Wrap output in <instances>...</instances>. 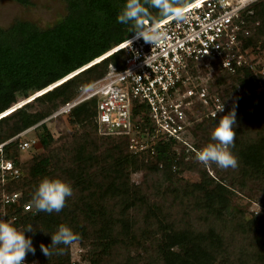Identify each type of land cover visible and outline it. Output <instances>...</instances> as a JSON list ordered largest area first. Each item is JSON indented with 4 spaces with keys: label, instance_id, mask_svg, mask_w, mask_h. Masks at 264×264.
<instances>
[{
    "label": "trees",
    "instance_id": "obj_1",
    "mask_svg": "<svg viewBox=\"0 0 264 264\" xmlns=\"http://www.w3.org/2000/svg\"><path fill=\"white\" fill-rule=\"evenodd\" d=\"M14 1L31 4L30 0ZM65 2V14L50 26L42 28L16 19L0 27V114L5 112L0 116V130L9 126L6 133H0V143L7 141L2 154L19 169L18 177L0 184V193L3 189L20 191L22 202H31L45 176L61 178L73 187V195L60 212L9 207L8 216H15L17 228L30 225L33 230L25 235L32 238L35 252L29 251L25 259H37L41 264H76L71 262L69 246H57L64 248L61 255L50 246L52 233L60 224H66L79 235L81 243L89 246L90 264H264V221L257 216L249 218L239 209L229 212L225 181L234 179L228 173L230 169L225 175L215 170L212 178L197 167L196 161H184L182 156L200 150L195 141L193 149H187L180 141L163 139L154 144L152 152L132 153L125 136L105 135L112 141L100 152L89 148L90 140L79 142L71 165L57 160L55 154L20 160L18 134L74 98L80 86L103 76L109 64L123 68V49L93 61L135 33L130 31L131 23L117 21L126 0ZM152 11L155 14L156 10ZM254 14L250 21L259 24L244 39L243 49L264 46V0H260ZM71 73L74 74L67 77ZM231 77L236 86L230 87L248 92L236 94V101L225 112L236 110L232 151L238 158V167L231 169L237 174L235 185L241 189L248 179L258 181L262 191L259 201L264 209V177L259 174L264 166V92L256 91L259 78L247 67ZM221 92L220 96H225L227 87ZM23 99L28 102L10 111ZM29 100L48 103L49 109L30 112ZM68 114L78 123L93 118L98 132L96 98L81 102ZM220 118L205 120L215 127ZM201 123L193 124L191 136ZM39 125V140L47 147L52 137L44 122ZM141 125L152 128L148 119ZM140 168L145 176L136 184L130 174ZM193 168L200 171L198 182L183 186L173 183L174 174ZM42 244L53 251L50 257L43 253Z\"/></svg>",
    "mask_w": 264,
    "mask_h": 264
},
{
    "label": "built area",
    "instance_id": "obj_2",
    "mask_svg": "<svg viewBox=\"0 0 264 264\" xmlns=\"http://www.w3.org/2000/svg\"><path fill=\"white\" fill-rule=\"evenodd\" d=\"M259 2H187L183 20L177 21L171 16L158 20L162 36L159 45L136 38L134 33L100 56L103 58L119 49L126 54L123 68L109 64L103 76L80 86L76 96L60 106L56 114L69 113L81 102L96 98L98 132L125 136L132 153L152 152L154 144L163 139L180 141L187 149H193L187 136H191L195 123V106L200 107L197 120L217 118L224 116L227 107L237 99L224 100L218 93L211 92L208 81L213 74L231 75L247 67L259 78V86L264 84V64L255 69L244 56L248 50L242 48L244 39L259 24V21H250ZM202 71L208 73L206 79L200 76ZM222 107L223 111L217 112ZM144 119H148L152 128L142 127ZM6 142L0 143L1 185L19 175V169L2 154ZM32 143L21 139L20 150ZM12 206H19L23 211L33 208L30 201L22 202L20 191L3 189L0 218L14 221L15 216H8ZM75 261L73 259L72 263ZM23 264L40 263L25 259Z\"/></svg>",
    "mask_w": 264,
    "mask_h": 264
},
{
    "label": "rangeland",
    "instance_id": "obj_3",
    "mask_svg": "<svg viewBox=\"0 0 264 264\" xmlns=\"http://www.w3.org/2000/svg\"><path fill=\"white\" fill-rule=\"evenodd\" d=\"M30 1V5H22L15 2L14 0H0V27H6L16 19H23L34 22L39 27L44 28L52 25L66 12L65 0ZM246 49L248 51L244 54V56L247 61L253 64V66H255V69L260 68V66L264 64V46H260L259 44H256L255 46L249 45L246 47ZM96 60H94L93 62H96ZM200 76L206 79V77L209 75L208 73L202 71L200 72ZM219 80H222L223 83L218 82ZM208 82L211 92L218 93L219 95L222 94L221 90L227 87V92H223L225 96L222 95L224 97V100H231V98H236V94L244 95L248 93L247 91H242L240 87H230L233 85L236 86V84L232 80L231 75L228 73H215L213 74L212 79H209ZM258 90L259 92L263 93L264 84L256 89V91ZM32 98L33 96L29 99ZM25 102L28 101H25L24 99L20 100L18 103L11 107L10 111H12L15 107L24 104ZM29 103L30 106L27 110L30 112H44L45 110L49 109L50 106V104L48 103H39L35 102L34 100L30 101ZM57 110L58 108L52 110L45 118H42L33 126L22 130L23 133L21 132V135L18 134L21 139L30 140L31 142H33L27 149L19 152L21 161H26L28 158H30L31 155L35 156L37 154H55L54 157L57 160L67 165H71V162L74 164L73 157H75L77 145L83 139H86L87 141L90 140L89 142L93 146L89 145V148H97V152H100L105 147L109 146L112 140L107 136L101 135L97 132L93 118H89V120L85 122L78 123L77 120L69 116L68 113L56 114ZM199 110L200 107L195 106L194 126L202 121L201 128L195 130L193 136H187V139L191 145L194 141L197 142L200 146V149H202L207 143L212 142L211 132L215 127L209 124V121L205 120L207 119L206 117H203L201 120H197L196 115H199ZM2 114H0V116ZM41 122L45 123L52 137L47 147L42 146L39 140V135L42 131L39 125ZM8 130L9 126H4L0 130V133H6V131ZM12 137L13 136L9 137L8 139ZM195 152L193 155L187 154L185 156H182L184 161L189 160L188 162H190L191 160V162H197ZM197 163V167L203 168V170H205V172L208 173L212 178H214L216 174L215 170H217V173L220 172L222 175H225V172L228 170L218 168L215 164H212L210 167L206 168L201 163ZM229 169L230 170L228 171V173L232 174V176L234 177V179L228 178V180L225 181L227 186L226 195L230 200L229 212L235 209H239L249 218L257 216L261 218L262 221H264V209L261 207L259 201L262 195V191L258 188V181L254 179H248L245 183L246 186L241 189L240 187L235 185L237 181V174L232 173L231 168ZM259 174L264 177V166L259 169ZM144 176L145 171L140 168L137 171L131 172L130 180L136 184H139L144 179ZM200 179V171H198L196 168L184 169L180 173L174 174L173 183L178 186H183L185 183L198 182ZM237 184L239 185L238 182ZM69 251L71 262L73 259H75L76 264H90L88 245H84L79 240H77L75 243L69 246ZM29 262L40 263L37 259Z\"/></svg>",
    "mask_w": 264,
    "mask_h": 264
},
{
    "label": "clouds",
    "instance_id": "obj_4",
    "mask_svg": "<svg viewBox=\"0 0 264 264\" xmlns=\"http://www.w3.org/2000/svg\"><path fill=\"white\" fill-rule=\"evenodd\" d=\"M186 6V0H126L118 13L117 21L122 24L131 23L130 31L136 33V38L142 37L146 42H151L153 46L159 45L162 36L158 20L168 16L177 21L183 20ZM153 9L156 10L155 14ZM130 41L132 44L133 41ZM221 111L223 107L217 110V112ZM236 122V110L233 108L220 118L212 130V142L195 152L197 162L206 168L212 164L225 170L238 167V158L232 151L236 139ZM72 195L73 187L70 182L45 176L33 192L31 204L37 212H60L65 207L67 198ZM27 231H33L30 225L26 228H17L13 221L0 218V264H23L27 253L35 252L32 238L25 235ZM78 239L79 235L70 226L60 224L57 231L52 233L50 246L57 255H61L64 248L57 246H71ZM41 249L48 257L53 254L48 245L42 244Z\"/></svg>",
    "mask_w": 264,
    "mask_h": 264
},
{
    "label": "water",
    "instance_id": "obj_5",
    "mask_svg": "<svg viewBox=\"0 0 264 264\" xmlns=\"http://www.w3.org/2000/svg\"><path fill=\"white\" fill-rule=\"evenodd\" d=\"M75 73H76V72H75ZM73 74H74V73H73ZM73 74H72V75H73ZM70 76H71V75H70ZM54 85H56V84H53V86H54ZM36 95H37V94H36ZM33 97H34V96H33Z\"/></svg>",
    "mask_w": 264,
    "mask_h": 264
}]
</instances>
